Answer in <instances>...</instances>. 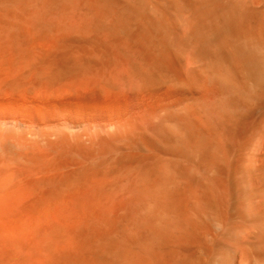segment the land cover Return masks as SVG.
Masks as SVG:
<instances>
[{"label": "bare ground", "instance_id": "obj_1", "mask_svg": "<svg viewBox=\"0 0 264 264\" xmlns=\"http://www.w3.org/2000/svg\"><path fill=\"white\" fill-rule=\"evenodd\" d=\"M0 264H264V0H0Z\"/></svg>", "mask_w": 264, "mask_h": 264}]
</instances>
